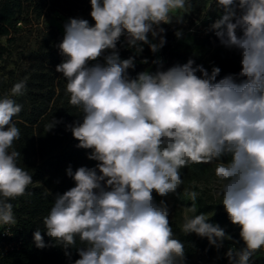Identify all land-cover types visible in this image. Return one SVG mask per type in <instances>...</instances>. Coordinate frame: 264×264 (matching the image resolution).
Returning <instances> with one entry per match:
<instances>
[{
	"label": "clouds",
	"instance_id": "9594fccd",
	"mask_svg": "<svg viewBox=\"0 0 264 264\" xmlns=\"http://www.w3.org/2000/svg\"><path fill=\"white\" fill-rule=\"evenodd\" d=\"M213 4L222 12L208 30L241 57L240 71L219 80L220 67L209 73L192 58L167 69L157 58L156 71L129 75L145 45L153 54L166 45L163 25L185 23L191 0H90L93 24L80 17L65 22L56 45L64 59L55 71L66 79L68 102L82 116L66 131L97 163L75 171L68 165L75 186L56 193L42 221L55 245L46 244L38 228L37 249L61 246L71 259L68 249L76 248L74 264H185L170 207L155 196L177 194L182 169L213 164L214 196L244 243L227 250L229 264H252L264 250V0H210L209 9ZM174 35L182 38L183 29ZM121 37L133 51L126 59L118 48ZM25 90L21 80L11 96L0 98V226L18 223L9 201L33 183L14 146L21 130L13 118L23 106L11 97ZM61 122L53 117L47 131ZM184 194L192 203L180 231L207 238L218 251L232 237L206 213L196 214L199 192Z\"/></svg>",
	"mask_w": 264,
	"mask_h": 264
},
{
	"label": "trees",
	"instance_id": "16d2710c",
	"mask_svg": "<svg viewBox=\"0 0 264 264\" xmlns=\"http://www.w3.org/2000/svg\"><path fill=\"white\" fill-rule=\"evenodd\" d=\"M209 2L210 0H191V8L194 7L198 11L195 18L207 19L206 41L211 43V39L215 45H220L214 32L208 29L219 18L222 10L217 9L215 4L209 9ZM90 10V0H0V37L5 38V44H0V63L5 64L10 57V48L16 42L18 34L20 40L22 33L27 30L35 32L33 46L25 47L19 53V75H15L13 70L8 72L10 82L17 77L19 81H26L25 94L11 97L23 106L22 111L13 118L21 130V138L14 146L21 152L19 166L32 174L33 183L24 196L9 201L13 204L18 223L9 226V234L0 236V264H74L79 258L76 248L68 249L71 252L69 259L61 246L37 249L34 244L33 233L39 228L45 243L55 245V241L47 236L42 221L43 217L48 215L56 193L62 194L75 186L74 181L66 175L68 165L71 164L75 171L80 166L95 167L97 163L87 159L90 150L77 148L78 141L66 131L67 124L82 119V116L79 110L68 102L69 97L65 95L66 79L55 71L56 65L64 59L56 47L63 39L64 28L54 21L47 28L41 29L39 20L44 14H52L63 23L69 18L80 17L93 24ZM168 37L169 34L166 33V39ZM118 48L122 59L133 55L132 50L125 44ZM171 55L168 46H164L154 55L143 52L136 58L135 69L128 70L129 75L135 77L138 72L146 69L154 72L157 65L152 64V61L165 58L168 63ZM180 57L182 56H177ZM145 58L149 63H140ZM165 67L166 64H163V68ZM240 68L241 65L233 69L238 73ZM220 69L217 80L228 74L226 70ZM0 88V98L9 96L7 93L3 94L8 91V86L6 88V85H2ZM53 117L62 122L47 131L46 126ZM223 159L228 160L230 157ZM46 189L50 190L51 195H44ZM201 212L207 214L212 210L198 202L197 214ZM209 217L210 223L219 224L232 239L225 240L223 247L217 251L214 246L208 244L207 238L189 237L172 227L176 237L185 244V264H229L225 256L227 250L230 247L241 249L242 244L234 232V225L228 220L227 213L215 212ZM79 246L81 245L77 241V247ZM219 251L224 255L221 261L215 259L213 262H205L192 259L193 256L213 257ZM252 264H259L255 256L252 258Z\"/></svg>",
	"mask_w": 264,
	"mask_h": 264
},
{
	"label": "rangeland",
	"instance_id": "374dc122",
	"mask_svg": "<svg viewBox=\"0 0 264 264\" xmlns=\"http://www.w3.org/2000/svg\"><path fill=\"white\" fill-rule=\"evenodd\" d=\"M197 13L198 11L192 7L189 12L184 15V24L173 23L172 25H163V27H165L167 30L166 33L169 34L168 39H166L167 42L165 46H168V52L172 54L170 59H168V63L165 58L162 59L163 64H166L164 69H167L168 67H171L177 63H186L189 58H192L195 60L196 64L203 65L209 72H211V68L213 65H215L222 68L223 70H226L228 74L235 73L233 68L240 65L241 57L239 53L236 50H228L222 45H215L211 39L209 41L211 43H208V41L205 39V22L207 19L195 18ZM54 21H57L62 26L65 24L62 20L57 19L52 14H44L39 20V28H47L50 24H53ZM177 29H183V37L180 39H177L174 35V32ZM34 41V31L27 30L26 32L22 33V38L20 40L18 34L16 42L10 48V57L6 60L5 64L0 63V86L6 85V88L8 86V91L3 94L7 93L9 96H11V88L9 86H13L15 83L19 82V77L10 82V76L8 72L13 70L15 75H19V53L23 48L33 46ZM0 44H5L4 37H0ZM144 48H146V51H143L145 54L154 55L147 45H145ZM177 54L181 55L182 57L177 58ZM3 65L4 67H2ZM213 170V164H199L192 165L189 168H184L182 169V179L184 180V184L180 189H178L177 194H171L164 198L155 196L157 202H159L161 199H165L169 205L171 211L170 221L172 227H175L180 231L178 225L183 222L185 208L191 206L192 202L184 194L185 190L197 191L200 193L195 202L196 208L198 209V202H201L204 206H208L212 210V212L207 213L208 216L215 212H225L223 206L219 205L220 198L214 196L216 186ZM189 215L193 214L189 213ZM234 232L237 234L238 239L242 244L241 248H243L244 243L240 239V229L238 226L234 225ZM187 236L198 237L194 233L188 234ZM254 256L256 257L259 264H264V250L257 252ZM223 258L224 255L221 251L217 252L213 257H192L193 260L201 259L205 262H213L215 259L221 261Z\"/></svg>",
	"mask_w": 264,
	"mask_h": 264
},
{
	"label": "built area",
	"instance_id": "2783aa9c",
	"mask_svg": "<svg viewBox=\"0 0 264 264\" xmlns=\"http://www.w3.org/2000/svg\"><path fill=\"white\" fill-rule=\"evenodd\" d=\"M121 44H125L124 37H121V41L118 43V46ZM5 234H9V226H0V236H4Z\"/></svg>",
	"mask_w": 264,
	"mask_h": 264
}]
</instances>
